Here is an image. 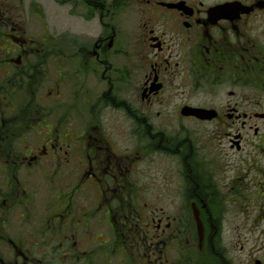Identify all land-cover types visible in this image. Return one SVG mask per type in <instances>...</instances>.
Segmentation results:
<instances>
[{
  "label": "flooded vegetation",
  "instance_id": "af4514ba",
  "mask_svg": "<svg viewBox=\"0 0 264 264\" xmlns=\"http://www.w3.org/2000/svg\"><path fill=\"white\" fill-rule=\"evenodd\" d=\"M57 2L95 29L74 51L0 0V264H242L222 227L234 204L264 232V0Z\"/></svg>",
  "mask_w": 264,
  "mask_h": 264
},
{
  "label": "rangeland",
  "instance_id": "374dc122",
  "mask_svg": "<svg viewBox=\"0 0 264 264\" xmlns=\"http://www.w3.org/2000/svg\"><path fill=\"white\" fill-rule=\"evenodd\" d=\"M29 12L25 13L24 19L30 25L38 28V36H42L45 32L49 33L50 40L55 38H66L68 49L74 51L72 42L74 37H80L82 41H87L94 34L95 30L92 25L86 23L84 16L86 13L79 11H70L69 7H58L55 0H27ZM81 15L78 19L77 16ZM76 15V16H74ZM53 52V50H51ZM157 179L160 173H155ZM227 220L224 221V244L229 247L238 246L241 251L242 264H254V261L261 260L260 252L250 255L248 252L254 244L264 247V232H247L245 229L251 227V222L245 220L244 217L234 215L238 210V205H226ZM238 229L242 240L234 237V231Z\"/></svg>",
  "mask_w": 264,
  "mask_h": 264
},
{
  "label": "water",
  "instance_id": "95a60500",
  "mask_svg": "<svg viewBox=\"0 0 264 264\" xmlns=\"http://www.w3.org/2000/svg\"><path fill=\"white\" fill-rule=\"evenodd\" d=\"M189 112H186L185 114H188Z\"/></svg>",
  "mask_w": 264,
  "mask_h": 264
}]
</instances>
